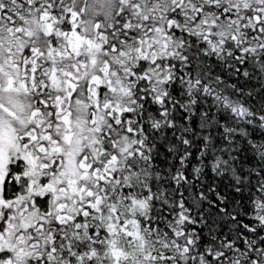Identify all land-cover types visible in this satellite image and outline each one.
Here are the masks:
<instances>
[{"label": "snow or ice", "instance_id": "6c2138e0", "mask_svg": "<svg viewBox=\"0 0 264 264\" xmlns=\"http://www.w3.org/2000/svg\"><path fill=\"white\" fill-rule=\"evenodd\" d=\"M0 264H264V0H0Z\"/></svg>", "mask_w": 264, "mask_h": 264}]
</instances>
